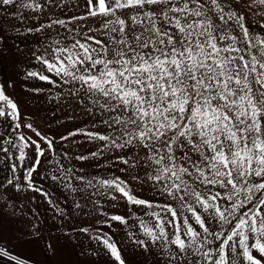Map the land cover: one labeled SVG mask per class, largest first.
<instances>
[{
  "label": "snow or ice",
  "instance_id": "1",
  "mask_svg": "<svg viewBox=\"0 0 264 264\" xmlns=\"http://www.w3.org/2000/svg\"><path fill=\"white\" fill-rule=\"evenodd\" d=\"M0 17V63L23 57L0 71V264H264V0ZM42 93L56 128L21 95Z\"/></svg>",
  "mask_w": 264,
  "mask_h": 264
},
{
  "label": "rangeland",
  "instance_id": "2",
  "mask_svg": "<svg viewBox=\"0 0 264 264\" xmlns=\"http://www.w3.org/2000/svg\"><path fill=\"white\" fill-rule=\"evenodd\" d=\"M15 21H6L4 17H0V31L7 38V43L9 45H13L15 42V33L9 27V24H14ZM37 43L36 39H33L31 36L24 42L25 47H32ZM23 57L16 55L15 48L9 49L8 52L5 53V58L3 63H0V71L7 72L11 74L14 67L22 64ZM19 70V69H17ZM22 75V71H21ZM23 102L26 105V109L38 114V120L41 123H49L53 128H56L57 125L55 121L57 119H63L59 110L55 107V101H49L46 99V93L35 94V95H24Z\"/></svg>",
  "mask_w": 264,
  "mask_h": 264
},
{
  "label": "crops",
  "instance_id": "3",
  "mask_svg": "<svg viewBox=\"0 0 264 264\" xmlns=\"http://www.w3.org/2000/svg\"><path fill=\"white\" fill-rule=\"evenodd\" d=\"M86 243V242H85ZM26 251H30L29 249H25ZM34 255H37L38 258H42V253H35L33 252ZM140 259H143L142 257Z\"/></svg>",
  "mask_w": 264,
  "mask_h": 264
}]
</instances>
